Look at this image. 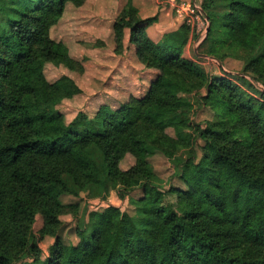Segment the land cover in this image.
<instances>
[{"label": "trees", "instance_id": "16d2710c", "mask_svg": "<svg viewBox=\"0 0 264 264\" xmlns=\"http://www.w3.org/2000/svg\"><path fill=\"white\" fill-rule=\"evenodd\" d=\"M85 2L0 0V264H264V91L185 58L186 24L155 43L147 29L159 17L142 18L127 0L114 23L117 52L128 30L140 63L159 73L145 96L67 123L56 107L79 88L67 77L48 82L45 65L81 69L51 29L67 4ZM201 7L203 54L223 61L226 51L240 52L244 73L264 84V0ZM195 102L214 117L193 121ZM128 154L136 163L124 172ZM156 154L171 160L180 186H163L149 162ZM110 184L141 191L131 199L135 214L113 205L90 211L79 242L66 244L61 217L79 205L61 197ZM48 236L55 241L44 256Z\"/></svg>", "mask_w": 264, "mask_h": 264}, {"label": "rangeland", "instance_id": "374dc122", "mask_svg": "<svg viewBox=\"0 0 264 264\" xmlns=\"http://www.w3.org/2000/svg\"><path fill=\"white\" fill-rule=\"evenodd\" d=\"M144 0L143 5L140 0H134V4L144 9L142 18L158 16V22L150 26L147 32L154 37L155 43H161L168 34L178 31L182 25L189 26V42L184 50V57L199 64V66L214 78L240 76L249 80L259 90L264 91V84L253 79L249 74L244 73L245 61L243 54L233 50L226 51L222 60L204 55L207 44L203 45L207 38L209 23L202 10V0ZM127 0H86L77 7L67 4L65 12L60 21L52 27L51 37L56 42L66 45L71 58L81 66V69L72 70L64 64L56 65L48 62L45 65V75L50 83H55L64 77L72 79L79 88L73 96L64 98L57 110L62 113L67 123H70L78 114L85 113L88 116H95L101 107L110 106L118 109L121 104L127 103L131 98H141L148 93L151 82L156 79L158 71L154 69L156 76L147 75V69L142 65L140 69L132 63L130 55H126L127 42L130 35L125 33L124 49L117 52L115 42L114 23L121 11L126 6ZM201 13H198V9ZM218 8L217 11H220ZM199 14L201 22L190 23L192 15ZM144 18V19H145ZM128 32V31H125ZM151 72V71H150ZM233 77V76H232ZM139 79V82H136ZM247 91L251 88L241 80L238 81ZM140 84V85H139ZM193 98V102H194ZM193 121L203 123L214 117V113L204 107L194 103ZM167 135L175 138L176 134L172 128L167 130ZM203 142L198 141L196 151L201 156ZM184 153V152H183ZM154 171L161 179L164 187L171 185L180 186V181L174 177L175 167L171 160L163 154H156L149 158ZM136 159L128 154L121 161L120 167L124 172H128L135 166ZM140 190L126 195L119 185L110 184L106 189L92 191L85 189L79 197L62 196L61 200L65 204H78V212L68 213L61 217L63 229L61 238L66 244H77L79 237L77 228L81 220H87L90 211L102 210L108 205L121 208L132 215L135 214V207L131 203L132 198H139ZM43 226V219L37 216L34 226L38 233ZM55 238L48 236L41 242L44 256L49 247L54 244Z\"/></svg>", "mask_w": 264, "mask_h": 264}, {"label": "crops", "instance_id": "0c3cea01", "mask_svg": "<svg viewBox=\"0 0 264 264\" xmlns=\"http://www.w3.org/2000/svg\"><path fill=\"white\" fill-rule=\"evenodd\" d=\"M141 2V4L143 5V2H144V0H140ZM137 8L139 9V12L141 13L144 9H141L140 7H138V5H137ZM141 16H142V14H141ZM145 18V17H144ZM147 18V17H146ZM126 31H128V30H126ZM125 33H128L129 35H130V33H129V31L128 32H125ZM150 37L152 38V39H154V37L152 36V35H150ZM127 44V50H126V55H130V57H131V61H132V63L133 64H135L136 65V67L138 68V69H140V67H142V64L140 63V61H139V59H138V57H137V54H136V47H135V45H133V44H131V42H130V40H129V42H127L126 43ZM144 66V65H143ZM147 69V68H146ZM147 72V75H148V73H149V76H156V74H155V71L154 70H150V69H147L146 70ZM151 71V72H150ZM136 82H139L140 83V81H139V79L136 81ZM140 85V84H139Z\"/></svg>", "mask_w": 264, "mask_h": 264}, {"label": "built area", "instance_id": "2783aa9c", "mask_svg": "<svg viewBox=\"0 0 264 264\" xmlns=\"http://www.w3.org/2000/svg\"><path fill=\"white\" fill-rule=\"evenodd\" d=\"M195 2L197 3L198 0H196ZM195 8L198 9L197 10L198 13H201L200 9L196 5H195ZM188 22H190V23H198L199 24L201 22V16L199 14L195 13L194 15H192V18L189 19Z\"/></svg>", "mask_w": 264, "mask_h": 264}]
</instances>
